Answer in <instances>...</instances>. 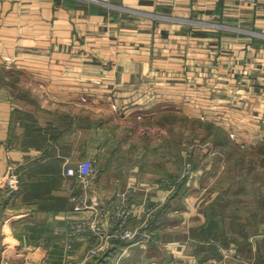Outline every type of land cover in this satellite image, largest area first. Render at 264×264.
<instances>
[{"label":"crops","instance_id":"crops-1","mask_svg":"<svg viewBox=\"0 0 264 264\" xmlns=\"http://www.w3.org/2000/svg\"><path fill=\"white\" fill-rule=\"evenodd\" d=\"M186 89L264 125V0H0V264H264V126L244 150L208 122L186 177L179 153L143 164V96L179 107ZM84 159L86 191L65 173ZM164 172L172 193H145ZM145 194L166 204L155 240L110 238L140 224ZM90 220L97 259L95 230L72 231Z\"/></svg>","mask_w":264,"mask_h":264},{"label":"rangeland","instance_id":"rangeland-1","mask_svg":"<svg viewBox=\"0 0 264 264\" xmlns=\"http://www.w3.org/2000/svg\"><path fill=\"white\" fill-rule=\"evenodd\" d=\"M167 91L151 92L149 96H143V148L154 147L153 155L146 158L147 162L143 160V164L154 167L157 171L163 168L168 171L171 167L172 159L177 157L179 153L181 165L184 166L181 177H186L189 169L191 170L192 168V164L187 156L188 150L193 147H200L201 144L206 142L201 138L205 134V131L214 132L218 130L216 129L217 127H224L228 131L229 137L236 141L244 150L253 149L252 145L262 141L258 138L244 140L240 137L237 140V138L239 133L242 134L245 130L247 132H256L259 126L263 127L264 125H259L252 121L241 122V119V121L235 120V114L227 112L226 109L219 112L220 110L213 107L198 106L196 103L198 101H195L197 93L194 94L195 92L189 89L180 94L181 103L177 107L171 102L172 97H169L171 91H169L170 93ZM186 101H189V107L187 103H183ZM208 122L213 123L216 128H213ZM248 145L251 147L248 148ZM261 145L260 151L264 154V142ZM206 146L208 145L206 144ZM167 174L168 172H164L163 177L153 183L143 181V191L148 193L162 186L167 191L166 195L171 194L173 191V177H170V174L167 176ZM86 189H88V186L85 188V191ZM154 199L156 200L155 197ZM155 200L151 202L145 194L143 197V219L140 220V224L138 222V224L131 223L127 225L132 229H136L138 234L139 230L143 229V244H148L155 240L154 228H156V223L160 221L158 215L166 207L165 200H157L158 202H155ZM86 206L85 204L83 205V207ZM95 215H97L96 210ZM163 221L169 222L170 219H164ZM88 222H92V220ZM177 255L169 259L168 262L181 257ZM183 259H185L184 261L188 260L185 257Z\"/></svg>","mask_w":264,"mask_h":264},{"label":"built area","instance_id":"built-area-1","mask_svg":"<svg viewBox=\"0 0 264 264\" xmlns=\"http://www.w3.org/2000/svg\"><path fill=\"white\" fill-rule=\"evenodd\" d=\"M66 175L74 177L81 187V189L87 188L89 185L91 176L93 174V162L89 159H84L82 161L77 162L73 166H69L66 169ZM72 200H76V197L73 196L71 198ZM82 205L77 207V209H80ZM86 230H95L96 235L98 237V241L93 245V247L88 251L87 258L89 259H96L99 257L103 249L105 248V238L103 235L99 234L98 231L95 229V223L84 221L80 223H73L72 225V231L74 233H82ZM0 236H1V215H0ZM110 238L124 240V241H136L139 238L138 232L136 229H132L129 226H127L126 221L122 220L120 223H118L112 233L109 236Z\"/></svg>","mask_w":264,"mask_h":264},{"label":"trees","instance_id":"trees-1","mask_svg":"<svg viewBox=\"0 0 264 264\" xmlns=\"http://www.w3.org/2000/svg\"><path fill=\"white\" fill-rule=\"evenodd\" d=\"M100 256H101V255H100ZM100 256H99V257H100ZM99 257H97V258H99ZM97 258H96V259H97Z\"/></svg>","mask_w":264,"mask_h":264}]
</instances>
